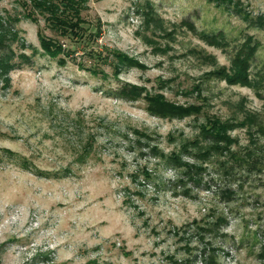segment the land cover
Returning a JSON list of instances; mask_svg holds the SVG:
<instances>
[{
  "label": "rangeland",
  "instance_id": "obj_1",
  "mask_svg": "<svg viewBox=\"0 0 264 264\" xmlns=\"http://www.w3.org/2000/svg\"><path fill=\"white\" fill-rule=\"evenodd\" d=\"M31 9L0 0V264H264V0Z\"/></svg>",
  "mask_w": 264,
  "mask_h": 264
},
{
  "label": "trees",
  "instance_id": "obj_2",
  "mask_svg": "<svg viewBox=\"0 0 264 264\" xmlns=\"http://www.w3.org/2000/svg\"><path fill=\"white\" fill-rule=\"evenodd\" d=\"M31 7L33 9L28 10L27 13L30 17L36 19L35 15H41L45 17L47 25L63 38H77L83 37L82 30L85 20L82 18V12L86 7L88 0H30ZM85 35V33H84ZM8 37H12L13 40L18 39V35L11 29H5L0 33V49H3V45L6 44ZM41 44L43 49L53 58H63L64 54H69L65 51V47L51 38H46L40 34ZM6 49V48H5ZM11 55L14 54L13 50L9 47L7 50ZM0 56V65L3 72H11L22 65L19 64L11 55ZM24 55V54H23ZM247 55H251L248 51L244 55L237 56L234 66L230 70V74H227L225 80L230 84L248 83L249 82V65ZM28 58L27 56H22ZM252 55L250 56V58ZM217 73V72H215ZM224 128H221L220 135L221 141L227 142L228 137L223 134Z\"/></svg>",
  "mask_w": 264,
  "mask_h": 264
}]
</instances>
